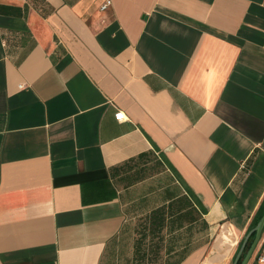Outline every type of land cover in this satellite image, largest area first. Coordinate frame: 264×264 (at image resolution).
<instances>
[{"label":"crops","instance_id":"obj_1","mask_svg":"<svg viewBox=\"0 0 264 264\" xmlns=\"http://www.w3.org/2000/svg\"><path fill=\"white\" fill-rule=\"evenodd\" d=\"M104 1L0 0V264H239L264 0Z\"/></svg>","mask_w":264,"mask_h":264},{"label":"water","instance_id":"obj_2","mask_svg":"<svg viewBox=\"0 0 264 264\" xmlns=\"http://www.w3.org/2000/svg\"><path fill=\"white\" fill-rule=\"evenodd\" d=\"M263 225H264V213L261 215L260 219L258 220V222L256 224L254 238H253L247 252L243 256V258L239 264H246L248 259L251 258L250 256H251V254H252V252L256 246V243L258 242V238L260 236V232L262 230Z\"/></svg>","mask_w":264,"mask_h":264},{"label":"built area","instance_id":"obj_3","mask_svg":"<svg viewBox=\"0 0 264 264\" xmlns=\"http://www.w3.org/2000/svg\"><path fill=\"white\" fill-rule=\"evenodd\" d=\"M111 1L112 0H105L101 5H100V9L101 10H105L108 8V6L111 4ZM115 118L117 120H123L124 118H126L125 116V113L124 111L122 110H118L116 113H115ZM256 261H257V264H264V249L259 251L256 255Z\"/></svg>","mask_w":264,"mask_h":264},{"label":"rangeland","instance_id":"obj_4","mask_svg":"<svg viewBox=\"0 0 264 264\" xmlns=\"http://www.w3.org/2000/svg\"><path fill=\"white\" fill-rule=\"evenodd\" d=\"M245 245H246V248L241 249V251H240V249H239V245H238V247L236 248V250H237L236 253L240 251V253H239L240 256H239V257H240L241 259H242V256H243V255L247 252V250H248V248H247V245H248L247 242H246ZM254 253H255V250H253L251 256H252Z\"/></svg>","mask_w":264,"mask_h":264},{"label":"trees","instance_id":"obj_5","mask_svg":"<svg viewBox=\"0 0 264 264\" xmlns=\"http://www.w3.org/2000/svg\"><path fill=\"white\" fill-rule=\"evenodd\" d=\"M257 221V220H256ZM254 234H255V232H253L252 234H251V236H250V238H249V240H248V245H247V248L249 247V245H250V243H251V241H252V239H253V236H254ZM246 248V247H245ZM244 256V255H243ZM242 256V257H243ZM240 261H241V258L239 259V263H240Z\"/></svg>","mask_w":264,"mask_h":264}]
</instances>
